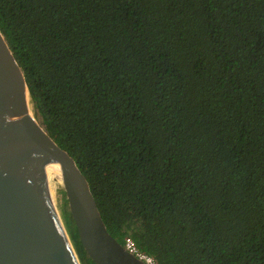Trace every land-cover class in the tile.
I'll list each match as a JSON object with an SVG mask.
<instances>
[{
    "label": "trees",
    "instance_id": "1",
    "mask_svg": "<svg viewBox=\"0 0 264 264\" xmlns=\"http://www.w3.org/2000/svg\"><path fill=\"white\" fill-rule=\"evenodd\" d=\"M0 32L114 239L264 264V0H0Z\"/></svg>",
    "mask_w": 264,
    "mask_h": 264
},
{
    "label": "water",
    "instance_id": "2",
    "mask_svg": "<svg viewBox=\"0 0 264 264\" xmlns=\"http://www.w3.org/2000/svg\"><path fill=\"white\" fill-rule=\"evenodd\" d=\"M28 103L0 32V264H83L80 245L94 264H143L107 232L82 171Z\"/></svg>",
    "mask_w": 264,
    "mask_h": 264
},
{
    "label": "built area",
    "instance_id": "3",
    "mask_svg": "<svg viewBox=\"0 0 264 264\" xmlns=\"http://www.w3.org/2000/svg\"><path fill=\"white\" fill-rule=\"evenodd\" d=\"M121 246L125 251L142 261L143 264H155L153 258L139 250L129 236H124L122 238Z\"/></svg>",
    "mask_w": 264,
    "mask_h": 264
},
{
    "label": "rangeland",
    "instance_id": "4",
    "mask_svg": "<svg viewBox=\"0 0 264 264\" xmlns=\"http://www.w3.org/2000/svg\"><path fill=\"white\" fill-rule=\"evenodd\" d=\"M30 107H31V104L28 103V109H29V111L32 112V113L34 114V112H33V110H32V107H31V108H30ZM34 115H35V114H34ZM36 118H37V117H36Z\"/></svg>",
    "mask_w": 264,
    "mask_h": 264
},
{
    "label": "bare ground",
    "instance_id": "5",
    "mask_svg": "<svg viewBox=\"0 0 264 264\" xmlns=\"http://www.w3.org/2000/svg\"><path fill=\"white\" fill-rule=\"evenodd\" d=\"M31 108V107H30ZM58 166V165H57ZM59 167V166H58ZM60 168V167H59ZM61 169V168H60Z\"/></svg>",
    "mask_w": 264,
    "mask_h": 264
}]
</instances>
